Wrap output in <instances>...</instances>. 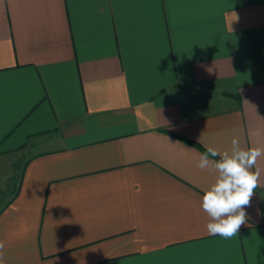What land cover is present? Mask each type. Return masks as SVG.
Instances as JSON below:
<instances>
[{
    "label": "crops",
    "instance_id": "0c3cea01",
    "mask_svg": "<svg viewBox=\"0 0 264 264\" xmlns=\"http://www.w3.org/2000/svg\"><path fill=\"white\" fill-rule=\"evenodd\" d=\"M233 136L264 148V0H0L7 264H264V155L237 235L200 208Z\"/></svg>",
    "mask_w": 264,
    "mask_h": 264
},
{
    "label": "clouds",
    "instance_id": "9594fccd",
    "mask_svg": "<svg viewBox=\"0 0 264 264\" xmlns=\"http://www.w3.org/2000/svg\"><path fill=\"white\" fill-rule=\"evenodd\" d=\"M253 134L259 135V129ZM262 155L264 148L242 147L238 136L231 139L230 149L220 151L209 146L200 154L197 167L216 174L213 183L203 191L200 202V208L209 218L206 229L210 235L231 238L246 223L245 208L259 186L261 170L256 164ZM5 247V241L0 240V264H7Z\"/></svg>",
    "mask_w": 264,
    "mask_h": 264
},
{
    "label": "rangeland",
    "instance_id": "374dc122",
    "mask_svg": "<svg viewBox=\"0 0 264 264\" xmlns=\"http://www.w3.org/2000/svg\"><path fill=\"white\" fill-rule=\"evenodd\" d=\"M19 165H20V163H19ZM19 165L14 167V172H11L10 182L8 184V188L6 189V194H5L6 196L5 197H8L9 195H11L16 189L17 180H18V176H19V169H20Z\"/></svg>",
    "mask_w": 264,
    "mask_h": 264
}]
</instances>
